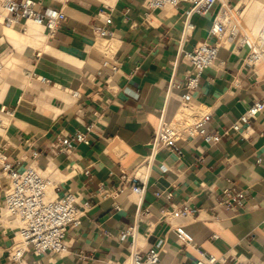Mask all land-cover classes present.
I'll use <instances>...</instances> for the list:
<instances>
[{
	"label": "crops",
	"instance_id": "0c3cea01",
	"mask_svg": "<svg viewBox=\"0 0 264 264\" xmlns=\"http://www.w3.org/2000/svg\"><path fill=\"white\" fill-rule=\"evenodd\" d=\"M43 3L66 15L52 35L31 21L25 31L16 27L25 35L30 29L38 32L39 46L13 44L6 26H0L1 58L17 62L3 68L0 77V103L11 110L0 115V151L17 171L33 165L52 176L55 195L74 194L83 216L76 229L68 230L62 256L25 253L11 263H122L131 241L124 230L140 206L137 242L157 248L160 264H196L202 254L264 264V108L244 136L229 129L214 145L186 136L177 142L180 152L161 149L145 176L140 203L120 177L121 170L129 175L141 167L160 118L168 120L181 108L189 66L178 59L179 39L189 4L152 10L143 0ZM216 10L190 16L194 29L184 50L214 41L208 30ZM99 27L110 35L99 36ZM246 50L233 43L221 47L223 65L205 69L191 92L190 104L212 113L208 130L223 132L255 99L264 102V65H247ZM77 131L89 142L71 152L50 149ZM7 182L0 174V205ZM226 186L244 192L242 204H219ZM172 205L186 206L190 214L172 216ZM14 225L0 220V263L8 261ZM180 226L191 242L177 238Z\"/></svg>",
	"mask_w": 264,
	"mask_h": 264
},
{
	"label": "built area",
	"instance_id": "2783aa9c",
	"mask_svg": "<svg viewBox=\"0 0 264 264\" xmlns=\"http://www.w3.org/2000/svg\"><path fill=\"white\" fill-rule=\"evenodd\" d=\"M241 1L247 0H240L235 4H230L229 0H143L152 10L174 8L181 3L189 4L187 16L182 22L178 56L179 60L189 66L182 82L185 92L179 96L181 105L179 112L183 109L189 112L185 118H181L179 112L168 120L162 116L153 131L149 152L144 157L141 167L133 169L129 175L121 170L120 177L125 182H129V188L139 199V203L144 194L145 176L161 149L180 152L177 142L186 136L200 137L203 143L214 145L219 142L221 136L228 133L229 129L240 132L244 136L250 128L251 120L263 110L264 102L261 99H255L229 127L223 132H218L208 130L206 127L212 117L209 108L190 104L191 92L198 88L202 72L205 69L223 65V60L218 58V51L226 44L233 43L237 49L248 48L244 57L247 65L253 68L264 65V17L258 24L256 18L247 22L246 5H239ZM215 7L217 10L208 30V34L214 38V41L197 42L192 50H184L183 46L192 36L194 29L190 16L192 14L204 16ZM65 19L66 15L61 8L44 5L43 0H0V26H14L25 31L27 22L33 21L43 26L48 35H52ZM105 22L110 23V19L106 17ZM96 32L101 37L110 35L109 31L101 27L97 28ZM3 68L0 55V77ZM38 79L45 81L44 77ZM173 87L174 83L170 82L169 94ZM0 113L10 115L11 110L0 103ZM88 142L86 134L77 131L58 139L50 149L71 152L77 144ZM257 161L259 162L260 159ZM0 174L8 181L0 205V220L5 218L8 222L15 224L13 244L8 250V261L0 264L17 262L25 253L34 256L45 253L62 256L66 253L68 230L76 229L83 216V211L77 205L76 196L72 193L55 195L56 184L52 176L44 174L33 165H29L23 171H17L2 151H0ZM49 189H51L50 192ZM243 200L244 192L226 186L222 190L219 204L232 207L234 204H242ZM143 213L144 210L139 206L134 223L124 230L125 234L131 238L129 254L124 262L117 264H160V251L157 248H144L137 242L138 222ZM168 213L172 216H188L190 209L186 206L172 205ZM261 225L264 227V220ZM175 231L181 242L192 241L191 234L183 227H177ZM235 260L236 258L226 254L220 256L202 254L196 264H252L249 260Z\"/></svg>",
	"mask_w": 264,
	"mask_h": 264
},
{
	"label": "bare ground",
	"instance_id": "6f19581e",
	"mask_svg": "<svg viewBox=\"0 0 264 264\" xmlns=\"http://www.w3.org/2000/svg\"><path fill=\"white\" fill-rule=\"evenodd\" d=\"M244 4L246 5L245 12L249 16L252 17L255 14H257V17L256 18H258L257 19V24H258L260 17L264 13V2L259 1V0H247L246 2L242 1L240 5L243 6ZM250 20H252V19H250ZM31 22H33V21H31ZM34 24L37 25V26H39V27H43V26L38 25L36 23H34ZM4 31H5V34H6L7 38H8V40L11 41L13 44H16L17 42H21V43L36 44L37 46L40 45V34L38 32H36L35 30L30 29L29 30V34H27L28 36L25 35V34H22L21 32H19V30L16 27H14V26H12V27L6 26L5 29H4ZM2 62H3V66H4L5 69L7 67L12 66V65L13 66L17 65V62L16 61H13L12 62V61H3L2 60ZM57 87H58V85H57ZM56 89H59V87L56 88ZM52 91H54V92H52ZM52 91H51V93H53L52 95H54L55 90H52ZM59 91H61V90L59 89ZM58 95H59V93H58ZM188 112H189V110L183 109L178 114H179V116H181V118H185V117H187ZM50 191H51V189H49V192Z\"/></svg>",
	"mask_w": 264,
	"mask_h": 264
},
{
	"label": "rangeland",
	"instance_id": "374dc122",
	"mask_svg": "<svg viewBox=\"0 0 264 264\" xmlns=\"http://www.w3.org/2000/svg\"><path fill=\"white\" fill-rule=\"evenodd\" d=\"M247 17H249V15L247 14ZM264 17V13H263V15L260 17V19H259V22H260V20H262V18ZM2 113H0V115H1Z\"/></svg>",
	"mask_w": 264,
	"mask_h": 264
}]
</instances>
